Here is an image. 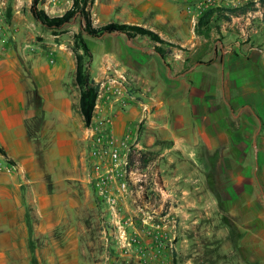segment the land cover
Returning a JSON list of instances; mask_svg holds the SVG:
<instances>
[{"label": "crops", "instance_id": "0c3cea01", "mask_svg": "<svg viewBox=\"0 0 264 264\" xmlns=\"http://www.w3.org/2000/svg\"><path fill=\"white\" fill-rule=\"evenodd\" d=\"M31 2L26 0L27 18L20 16L19 6H13L9 24L0 19V148L4 151L0 154V187L29 185L36 194L34 202L40 216L50 219L63 210L55 205L59 198L37 192L44 186L41 181L47 179L44 172H60L58 185L70 179L69 155L59 146L54 148V140L69 139L70 121H76L63 87L68 81L64 80L65 74L69 71L72 76L75 67L66 64L64 53L54 66L34 58L32 66L27 67V59L34 56L22 43L34 42L42 35L37 26L40 24L30 13ZM3 5L4 0H0V12ZM115 5L144 15L140 22L127 20L126 24L147 27L167 42L189 45L190 51L201 43L193 32L195 24L189 27L190 36L185 40L178 39L176 29L168 30L169 26H179L181 20L166 14L176 8L165 0H120ZM94 6L110 11L112 2L104 6L101 0H95ZM157 9L161 11L155 18H146ZM235 21L219 24L222 41L218 42L219 48L210 50L217 30L213 29L202 63L183 73L184 60L168 67L153 48L135 45L133 39L122 34L94 38L98 41V58L92 67L94 58L89 46L91 73H125L131 95L125 100V109L121 104L111 105L107 99L115 90L109 82L102 83L92 120L110 119L116 136L129 130L136 133L140 120L142 146L145 152L157 151V159L166 163L162 170L173 171L170 183L179 187L181 176L177 172H188L185 176L189 184L184 185L188 191L179 195L180 201L213 204L207 215L221 217L220 224L216 223L207 236L215 257L221 259L217 263L214 259L213 264H264V22L260 21V29L253 36L260 48L245 44L235 52L227 48L233 35L226 30ZM29 86L42 97L41 113L35 105H29ZM31 135L45 140L42 150H36ZM162 142L171 147L163 151L154 147ZM247 180L252 193H247ZM0 194L10 197L6 191ZM226 219L234 227H229Z\"/></svg>", "mask_w": 264, "mask_h": 264}, {"label": "rangeland", "instance_id": "374dc122", "mask_svg": "<svg viewBox=\"0 0 264 264\" xmlns=\"http://www.w3.org/2000/svg\"><path fill=\"white\" fill-rule=\"evenodd\" d=\"M119 1L101 0L104 6L112 2L110 11H106L100 7L96 10L95 0H87L86 9L91 14L92 26L99 28L109 23L126 24L124 22L127 20L140 22L144 19L143 14L132 13L123 6V9L119 8L115 5ZM165 1L176 8L166 14L181 20L179 26H169L168 30L172 32L176 29L178 39L185 40L190 36L189 27L199 19L196 14L202 10L203 0ZM13 6H19L22 10L20 16L27 18L26 0H4L0 19L5 25L9 24L13 16ZM37 8L49 18H58L67 12V9L65 13L46 12L43 1L38 2ZM158 11L161 10L150 11L146 18L152 20ZM260 21L264 22V16L249 17L246 21L239 20L226 26V30L233 35L227 48L235 52L245 44L250 48H260L256 39H253L254 33L260 29ZM82 25L83 20L77 14L59 30L37 25L42 35L34 42L22 43L23 48L29 49V53L34 56L27 59V67L32 66L34 58L43 65L54 66L61 61L60 53L66 54V64L72 63L75 67L73 37L80 32ZM156 28L160 29V26ZM214 34L210 50L219 48L218 42L223 38L220 27L214 30ZM83 38L92 47L94 67L98 58L95 50L98 41L86 34H83ZM133 40L135 45L152 48L147 38L135 37ZM15 45L17 49L18 45ZM176 45L179 49H174L173 56L168 59L173 67L180 65L188 56L186 50H190L189 45ZM35 46H39V50ZM23 62L26 64V61ZM91 63V57H85V67L90 78L99 84V89L102 83L109 82L115 91L107 101L111 105L121 104V108L125 109V100L131 95L125 73L113 72L97 76L91 73ZM64 80H68L63 87L69 95L71 114L77 117H74L76 121H70V138L54 140V148L59 146L69 155L67 162L70 179L58 185L62 176L60 172H44L48 174L47 179L41 181L44 186L39 187L37 192L39 195L43 192L46 196L58 197L60 202L55 205H59L58 209L63 207V210L51 215L50 219L42 218L38 204L34 202L36 194L29 185L0 187V193H10V197L0 194V264H213L214 259L216 263L221 260L215 257L216 251L211 250L212 245L207 241L215 224L221 222L219 215H207L213 204L180 201L179 195L188 191V187L184 188V185L189 184V178L185 176L188 172L184 169L177 172L181 176L177 180L178 187L170 183L173 181V171L162 170L166 163L157 158L141 169H126L123 162L131 149L145 152L142 146L144 140L141 139L142 122L139 120L136 123V133L129 130L122 136L112 133L110 119H102V122L92 120L91 125L86 127L78 110L79 89L74 74L71 76L67 71ZM28 92L29 105H35L38 113H41L42 97L31 86ZM78 117H81V123ZM96 137L104 140L112 138L119 151L116 162L107 155L101 158L96 154ZM29 139L36 145V150L40 151L42 145L45 146L43 139L32 135ZM154 147L163 151L164 147L171 146L162 142ZM152 152L158 154L157 151ZM211 181L207 178L208 184ZM249 184L247 180V193H252ZM157 196L161 198L160 202ZM63 197L66 200L61 201ZM2 204L5 205L4 209ZM226 222L229 227H234L230 220L226 219ZM223 263L229 264L225 261Z\"/></svg>", "mask_w": 264, "mask_h": 264}, {"label": "trees", "instance_id": "16d2710c", "mask_svg": "<svg viewBox=\"0 0 264 264\" xmlns=\"http://www.w3.org/2000/svg\"><path fill=\"white\" fill-rule=\"evenodd\" d=\"M39 1L41 0H32L30 13L37 23L49 30L62 29L63 26L71 22L76 14L83 20L80 32L73 37L72 51L75 57L74 79L79 89L78 110L86 127L91 125L93 119L99 84L90 78L85 67V57H91V53L86 40L83 38V34L92 38H100L103 35L115 33L122 34L128 39L135 37L147 38L151 43L153 51L167 63L168 67L170 65L167 61L169 57L173 56V50L176 48L179 49L177 45L161 39L154 31L138 25L109 23L99 28H94L92 26L91 14L86 9L87 0H75L73 8L58 18H49L43 11L38 10L37 5ZM256 3L260 9L264 10V0H256V2L250 0L238 8L215 7L204 12L193 27V32L196 37L200 38L201 43L191 51L186 50L188 56L182 63L183 67L181 72H185L195 64L202 63V58L209 50L213 29L218 30L220 23H231L234 18L244 17L249 12L257 11ZM0 154L4 155V151L1 148ZM156 158L157 155L151 152L131 149L127 156V166L129 169L135 166V164L139 168L145 167L147 164L154 162Z\"/></svg>", "mask_w": 264, "mask_h": 264}, {"label": "built area", "instance_id": "2783aa9c", "mask_svg": "<svg viewBox=\"0 0 264 264\" xmlns=\"http://www.w3.org/2000/svg\"><path fill=\"white\" fill-rule=\"evenodd\" d=\"M41 1H43L44 10L46 12L53 13V14H56L58 12H64L66 9H67L66 11L72 9L74 2H75V0H41ZM248 1H250V0H203V3L201 4V6H203L202 10L199 11L196 14V16L197 17L199 16V18H200V16H202V14H204V12L210 10L211 8H215V7L238 8L241 5L247 3ZM253 2H256V0H253ZM256 8H257V11L249 12L244 17L246 19H248L249 17H254V16L263 17L264 16V10L260 9L259 5L257 3H256ZM241 19H243V17L234 18L232 20L239 21ZM94 141H95V144L97 145L96 154L98 156L103 158L104 155H107V156H109L110 160H112L113 162H116L118 160L119 151H118V148H116L114 146L113 140L111 137L108 140H104V138H102V137H96L94 139ZM136 151H139V150H136ZM137 155H139V154H137ZM127 156H128V154H127ZM123 163L126 166V169H129V167L127 166V159L124 160ZM117 165L118 164H116L115 166H117ZM135 167L139 168V166L137 164H135V166H133L131 168H135ZM130 169H129V171H130ZM154 186L156 187L155 183H154ZM157 197H158V202H160L161 198L159 196H157ZM152 198H153V200L156 199L154 196ZM162 206L164 207V204Z\"/></svg>", "mask_w": 264, "mask_h": 264}]
</instances>
